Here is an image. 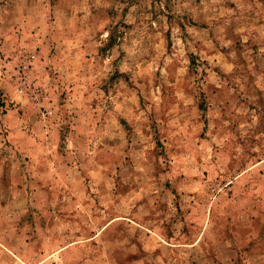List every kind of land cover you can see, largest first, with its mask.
<instances>
[{
    "label": "rangeland",
    "instance_id": "rangeland-1",
    "mask_svg": "<svg viewBox=\"0 0 264 264\" xmlns=\"http://www.w3.org/2000/svg\"><path fill=\"white\" fill-rule=\"evenodd\" d=\"M0 92V264H264V0H0Z\"/></svg>",
    "mask_w": 264,
    "mask_h": 264
},
{
    "label": "trees",
    "instance_id": "trees-1",
    "mask_svg": "<svg viewBox=\"0 0 264 264\" xmlns=\"http://www.w3.org/2000/svg\"><path fill=\"white\" fill-rule=\"evenodd\" d=\"M4 99L2 98V93L0 92V107L4 106Z\"/></svg>",
    "mask_w": 264,
    "mask_h": 264
},
{
    "label": "crops",
    "instance_id": "crops-1",
    "mask_svg": "<svg viewBox=\"0 0 264 264\" xmlns=\"http://www.w3.org/2000/svg\"><path fill=\"white\" fill-rule=\"evenodd\" d=\"M6 116H7V114H5V116H3V118H2L5 120V122H7V120H8V119H6Z\"/></svg>",
    "mask_w": 264,
    "mask_h": 264
},
{
    "label": "built area",
    "instance_id": "built-area-1",
    "mask_svg": "<svg viewBox=\"0 0 264 264\" xmlns=\"http://www.w3.org/2000/svg\"><path fill=\"white\" fill-rule=\"evenodd\" d=\"M24 91V88L21 89V92Z\"/></svg>",
    "mask_w": 264,
    "mask_h": 264
}]
</instances>
